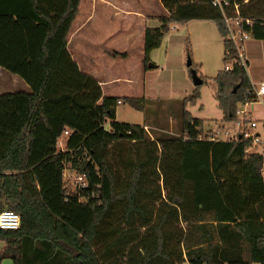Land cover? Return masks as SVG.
I'll return each instance as SVG.
<instances>
[{
  "label": "trees",
  "instance_id": "1",
  "mask_svg": "<svg viewBox=\"0 0 264 264\" xmlns=\"http://www.w3.org/2000/svg\"><path fill=\"white\" fill-rule=\"evenodd\" d=\"M159 2L165 10L156 16L159 23L143 27L142 66L169 23L212 20L223 63L212 76L213 96L221 119L235 120L237 106L255 95L244 62L226 38L222 11L239 19L250 37L264 39V0H227L222 11L211 0ZM78 4L0 0V67L30 88L0 92V209L19 215L16 228H0V259L264 264L262 155L248 151L241 134L199 135L203 120L185 104L198 97L200 74L201 83L178 100L177 133L150 137L143 123L115 120L117 100L143 110L147 98L102 95L98 81L78 68L67 49ZM63 129L68 133L58 148ZM64 167L83 173L86 185L66 194Z\"/></svg>",
  "mask_w": 264,
  "mask_h": 264
},
{
  "label": "rangeland",
  "instance_id": "2",
  "mask_svg": "<svg viewBox=\"0 0 264 264\" xmlns=\"http://www.w3.org/2000/svg\"><path fill=\"white\" fill-rule=\"evenodd\" d=\"M161 13H164V9L158 0H81L67 36L68 49L84 69H88L87 61L90 59L98 76L107 72L119 73L116 75H121L124 71L128 74L130 71L135 72L132 62L116 60L111 53L117 49H137L142 38L141 15L150 17L145 22L146 25L154 26L159 23L156 15ZM253 40L256 38L249 36L243 41V53L249 56V64L246 65L245 62L244 67L256 72L260 55ZM221 56V36L212 20L194 18L185 22L169 23L160 43L150 49L146 66L139 75L136 71L137 76H132L131 81L135 83L120 79L113 84L116 86L114 93L147 98L144 109H134L119 99L114 104V119L142 122L150 137L160 132L177 133L180 111L178 100L189 94L193 88L189 76V68L192 67L204 80L198 87L199 95L196 100L187 102L185 108L192 116L202 118L203 131L199 135L203 136L205 130H217L216 138L233 137L229 134L236 133L235 120L221 119V110L213 96L215 84L212 76L223 66ZM187 57L190 58L192 66L186 65ZM29 89L21 77L0 68V92ZM104 126L107 127L106 122ZM226 128L230 129V133H223ZM163 192L162 190L161 193ZM0 264L13 263L9 257H4L0 259Z\"/></svg>",
  "mask_w": 264,
  "mask_h": 264
},
{
  "label": "crops",
  "instance_id": "3",
  "mask_svg": "<svg viewBox=\"0 0 264 264\" xmlns=\"http://www.w3.org/2000/svg\"><path fill=\"white\" fill-rule=\"evenodd\" d=\"M80 2H81V0H79V3ZM78 7H79V4H78ZM164 12H165V10H164ZM76 16H77V14H76ZM76 16H75V18H76ZM75 18H74V20H75ZM148 18H150V17H146L143 14L140 17V20H142L141 22L143 23V26L141 25L142 31H143L144 26H150V25L145 24V22H147ZM74 20L72 21L71 25L73 24ZM70 28H71V26H70ZM253 41L257 47V49H256L257 53H258V55H260L259 56V62L260 63L258 66V70L256 72L251 71L249 69L247 70V68L245 69V71H246V74H247V77H248L250 84L255 89L258 87L260 82H264V39H256ZM141 47H142V38L140 39L139 47L137 49H133V51H126V50H129L130 48H128L126 50H124L125 49L124 48V49H117L116 51H112V53H111V55L113 57H116V60L124 61V59H125V62L126 61H128L129 63L132 62L135 66V72L130 71L128 74V73H125V71H124L121 75H116L119 73L115 74V73L107 72L106 74H101V75L99 73L100 76H98L97 71H95V70H97L96 67L94 65H91V63H90L91 60L89 59L87 61V63L89 64L88 69H84L83 67L80 66L81 63L78 61L77 57L74 56L73 52H71L68 49V44H67V49H68L72 59L76 62L78 68L81 71L93 76L98 81L100 88H101L102 95H115L118 97H121L124 95L125 96H133V95H129V94L114 93L116 86L115 85L113 86V84L117 81H120V79H126L127 82L129 81L128 83H132V84L135 83L134 81H131V80L133 79V77H136L137 74L139 75L141 72V69L143 68V66L141 67V65H142V63H141L142 48ZM246 47L248 48V46H246ZM243 50H244V46L242 44V53H243ZM113 52H115L116 54H113ZM148 55H149V52H148ZM242 55H243L244 63L246 62V65L249 64V56H245L244 53ZM137 66H138V69H136ZM136 71H138L137 74H136ZM126 75H128V76H126ZM134 97H139V95H135ZM260 98H261V101H258L255 99L252 101H247V102L239 104L237 107H241L242 112H240V114H238L237 118L239 119L242 117V118H246L247 120H253L255 122V125L253 128L254 131L258 132L261 135H264V129L262 126V119L264 118V103H263L264 102V94L260 95ZM118 101L119 100H117L116 102H118ZM236 119H235V126L237 128L236 133L233 132L234 134L233 133L229 134V135H233V137L236 135L240 136V133H239L240 127L236 124ZM140 124H142V122ZM225 132L230 133V129L226 128L223 133L226 134ZM233 137H231V138H233ZM221 139H226V138H221ZM247 150L255 152V150H257V146H253V145L249 146L248 145ZM260 154L262 156H264V151H263V153H260Z\"/></svg>",
  "mask_w": 264,
  "mask_h": 264
},
{
  "label": "built area",
  "instance_id": "4",
  "mask_svg": "<svg viewBox=\"0 0 264 264\" xmlns=\"http://www.w3.org/2000/svg\"><path fill=\"white\" fill-rule=\"evenodd\" d=\"M211 3L214 5H217L220 10L222 11V4H226L227 0H211ZM222 15L226 24L227 33L226 38L231 41L233 44L238 61L240 63H243L242 60V44L243 41L248 38L249 34L243 30H241L239 24V19L235 17H227L225 13L222 11ZM245 22H248L247 19H245ZM229 65H224V68H228ZM253 94L255 95V99L258 101H261L260 95L264 94V82H260L258 87L253 90ZM247 102V101H244ZM242 102V103H244ZM264 103V102H263ZM236 114H240L242 112L241 107L236 108ZM236 124L240 127L239 133L243 136L248 138L249 140V146H257V150L255 152L257 153H263L264 151V135L259 134L258 132L254 131V125L255 122L253 120H247L246 118H237ZM68 133L67 129H63L61 134L57 137L56 140V146L58 148H62L64 145V136H66ZM226 133V132H225ZM216 134H218V131L215 130L213 132H210L206 135L209 139H216ZM203 137V136H202ZM68 171L67 173H65ZM259 173L262 179H264V156H262L260 167H259ZM62 178L64 180V183L68 185L66 194L74 193L77 191L78 188L83 187L86 185V179L85 175L83 173L74 172L73 170H70L66 167H64L62 171ZM92 194V193H91ZM79 200H86V196H78ZM19 224V215L17 212H15L12 209L3 208L0 209V228H16Z\"/></svg>",
  "mask_w": 264,
  "mask_h": 264
},
{
  "label": "water",
  "instance_id": "5",
  "mask_svg": "<svg viewBox=\"0 0 264 264\" xmlns=\"http://www.w3.org/2000/svg\"><path fill=\"white\" fill-rule=\"evenodd\" d=\"M190 64V58L187 57L186 59V65ZM189 73H190V78L193 83V85L200 84L201 83V78L196 74L195 69L192 67L189 68Z\"/></svg>",
  "mask_w": 264,
  "mask_h": 264
}]
</instances>
